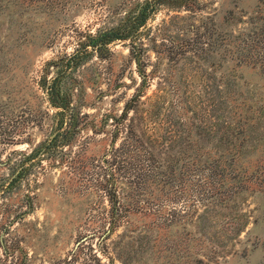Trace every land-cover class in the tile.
Returning <instances> with one entry per match:
<instances>
[{
    "label": "rangeland",
    "instance_id": "obj_1",
    "mask_svg": "<svg viewBox=\"0 0 264 264\" xmlns=\"http://www.w3.org/2000/svg\"><path fill=\"white\" fill-rule=\"evenodd\" d=\"M133 1L0 0V261L5 247V264H90L85 248L71 254L87 237L105 263L94 243L112 227L114 264H264V0L160 8L141 30L139 64L126 40L81 57L79 43ZM58 73L87 116L63 152L97 156L124 111L122 124L141 117L159 137L151 150L161 168L125 199L141 202L126 223L97 224L106 201L91 185L95 161L80 171L48 153L27 156L56 122L43 83Z\"/></svg>",
    "mask_w": 264,
    "mask_h": 264
},
{
    "label": "trees",
    "instance_id": "obj_2",
    "mask_svg": "<svg viewBox=\"0 0 264 264\" xmlns=\"http://www.w3.org/2000/svg\"><path fill=\"white\" fill-rule=\"evenodd\" d=\"M191 1L195 0H134L128 8L123 10V15L118 18L115 24L97 29L92 35H87L86 41L79 43V48L82 50L81 57L91 53L100 55L101 51L105 50L111 42L126 40L131 59L139 64L138 57L144 49L141 30L145 27L146 21L160 8L167 11L180 8L191 11ZM79 48H76L75 52L68 57V67L78 63L75 58ZM57 75L59 73L54 75L49 82L43 83L49 105L57 109L53 112L56 122L51 134L27 156L36 157L48 153L52 158L59 157L60 162L68 163V167L72 166L73 170L80 169V171L95 161L97 170L91 185L100 194L101 199L106 201V205H102L97 212L96 222L97 224H111L112 226L126 223L129 212L138 210L141 207V202L125 199L143 193L147 182L153 181L161 166L151 150L152 142L157 141L159 137L151 134L149 129L139 127L137 122L142 119L141 117L130 116L127 122L122 124L121 122L127 118V111H124L112 118L114 124L110 134H108L109 144L97 156L94 154L86 157L82 149L72 150L69 148L63 152L64 145L68 146V142L78 130L79 123H81L80 118L87 116L82 113L79 117L78 112L74 111L73 106L65 98V90L62 91L56 82L59 77ZM141 75L143 77V74ZM139 97L138 92L134 94L130 98L127 108L136 105ZM117 135L120 136V140L115 145L111 141ZM21 170H17V174ZM13 180L14 178H11L8 182ZM121 183L126 185L127 197L122 195ZM88 217L91 220L94 219V215H89V213ZM111 230L112 227L101 230L97 236L98 241L94 243L98 251L106 256L105 263L99 259L97 254L92 252L91 244L84 243L87 237L84 239L80 237L77 240V244L71 252L72 256H75L80 249L85 248L93 260L90 264H114V257L107 251L105 243V239ZM12 253V250L2 248L3 257L0 264H5L4 261H7L8 257H10L9 260L13 259Z\"/></svg>",
    "mask_w": 264,
    "mask_h": 264
}]
</instances>
